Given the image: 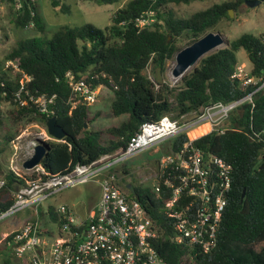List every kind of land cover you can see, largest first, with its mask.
I'll use <instances>...</instances> for the list:
<instances>
[{
  "label": "trees",
  "instance_id": "1",
  "mask_svg": "<svg viewBox=\"0 0 264 264\" xmlns=\"http://www.w3.org/2000/svg\"><path fill=\"white\" fill-rule=\"evenodd\" d=\"M91 1L112 4L118 0ZM193 1L202 0H129L113 14L105 28L92 23L62 27L50 39L45 36L23 39L7 54L8 60L17 61L21 70L32 77L26 84L32 94L55 95L50 104L53 113L47 116L29 101L20 106L13 99L18 81L6 82L8 95L4 102L14 105L10 112L13 123L40 120L46 126V121L56 116L67 133L62 141L49 142L52 150L42 163L46 171L67 173L78 163H90L125 148L146 121L158 120L166 114L180 118L200 113L214 104L239 100L260 86L261 82L244 85L233 76L239 65L237 52L243 49L252 64L249 76L264 80V35L248 33L202 57L177 87L147 75L145 71L150 66L160 68L162 74L166 71L168 60L175 59L181 49L177 38L187 37L191 40L187 45L192 44L214 31L224 19L231 20L229 10L238 11L246 0L215 3L189 17H177L169 9L171 4ZM52 3L58 5L57 0ZM149 13H153L154 21L138 27L136 19ZM15 22L22 28L34 22L38 31H45L36 0L23 2ZM68 73L93 88L102 86L111 90L112 113L118 117L127 115L126 120L106 132L86 128L85 123H91L88 104L83 101L73 104ZM22 98L26 100L25 93ZM231 121L238 128L209 132L193 141L197 148L218 155L233 167L232 188L218 229L217 245L211 252L203 253L197 246L173 243L167 238L158 243L167 264H264V89L253 94L252 102L235 109ZM207 131L208 126L203 125L193 135ZM187 141L186 133L172 139L168 154L180 150ZM121 172L130 176L129 168ZM32 176L35 174L23 175L14 169L2 175L5 184L0 187V210L13 204V193ZM131 183L151 217L165 226L161 212L164 197H157L150 187ZM166 230L171 233L169 224ZM1 264L10 262L5 259Z\"/></svg>",
  "mask_w": 264,
  "mask_h": 264
},
{
  "label": "built area",
  "instance_id": "2",
  "mask_svg": "<svg viewBox=\"0 0 264 264\" xmlns=\"http://www.w3.org/2000/svg\"><path fill=\"white\" fill-rule=\"evenodd\" d=\"M8 1L11 0H0V7ZM24 1H13L17 14ZM152 21L153 13H149L138 17L136 25L143 28ZM34 25L31 22L29 26ZM233 76L240 78L244 85L261 84L239 100L214 104L200 113L184 114L180 118L166 114L158 120L146 121L130 137L125 148L104 154L90 163H78L67 173L53 174L42 165L28 170L29 175L34 173L35 176L13 193L14 202L6 210H0V220L27 207H33L38 215L39 204L79 184H98L100 196L85 218L64 204L57 208V220H53L50 228L42 229L38 221H27L7 233L4 240L12 247V253L23 264H167L158 247V243L167 238L173 243L197 246L203 253L211 252L218 242V229L232 188L231 164L197 148L193 143L195 137L189 138L180 150L165 156L154 175L151 191L157 197H164L161 212L166 227L158 225L137 194L127 188L125 174L117 166L166 140L183 133L188 136L196 127L207 125V132L220 133L238 128L231 121V113L243 103L252 102L253 94L264 89V80L249 76L241 65ZM68 78L74 105L96 100L97 89L101 86L93 88L83 80H75L71 73ZM172 78L179 82L180 77L172 74ZM13 80L19 83L13 99L20 106L29 101L40 113L47 116L53 113L50 104L55 95L32 94L26 86L32 77L13 60H7L0 67V103L8 95L6 82ZM24 93L26 100L22 98ZM51 139L48 132L33 135L21 147L23 162L34 153L37 141L49 143ZM4 184L5 180L0 177V187ZM168 224L170 234L166 230Z\"/></svg>",
  "mask_w": 264,
  "mask_h": 264
},
{
  "label": "rangeland",
  "instance_id": "3",
  "mask_svg": "<svg viewBox=\"0 0 264 264\" xmlns=\"http://www.w3.org/2000/svg\"><path fill=\"white\" fill-rule=\"evenodd\" d=\"M58 5L54 6L52 0H36L37 10L45 25V31L40 32L36 26L22 28L16 25L17 10L13 1L4 3L5 16L0 17V67L8 60L7 54L10 53L23 39L33 36H45L52 38L54 32L62 27H79L85 23H92L100 28H105L111 23V17L129 0H118L112 4H99L91 0H57ZM228 0H202L193 1L189 4H171L169 9L177 17H189L193 13L204 10L215 3H221ZM68 6V8H66ZM221 32L225 42L219 48L225 47L228 42L233 41L242 34L248 33L253 35H264V2L256 7H247L243 4L238 11H234L231 20L224 19L214 30ZM191 40L187 37L180 36L176 43L180 48L189 44ZM214 51V50H213ZM239 65L249 72L252 64L248 59L245 50L237 52ZM175 59L168 60L166 71L161 76L163 81L170 87H177L180 80L193 72L194 66L189 68L179 82H174L172 70L175 66ZM158 69L150 66L146 69L148 76L153 79L157 78ZM114 100V94L106 87L97 89V98L94 102L88 104L89 116L91 123L88 128L99 129L104 132L113 126H119L127 115L115 116L112 113L111 105ZM14 105L9 101L0 103L1 122H0V176L7 171L16 169L23 175H29V171L24 169L23 150L29 139L39 132H47L46 126L39 121L13 123L11 111ZM198 127L189 133V138L193 135ZM209 133V132H206ZM204 133V134H206ZM200 134V136L204 135ZM109 136V135H108ZM198 136V135H197ZM199 136V137H200ZM105 138L107 134H104ZM196 139V137L194 138ZM51 141H54L53 137ZM172 140H166L156 147L144 150L141 153L131 157L127 161L118 165L121 172L123 168H129L130 176H124V182L134 183L139 187L152 188L155 183L154 175L159 169L161 160L168 155ZM122 177V175H121ZM99 185L96 183L79 184L69 187L66 190L52 196L46 201L39 204V214L35 213L33 207H27L19 210L2 220H0V264L8 259L10 264H23L12 253V247L4 240V235L10 233L27 221H38L42 229L53 226V220H57V208L61 205H68L76 214L85 218L95 208L99 199ZM7 247V248H6Z\"/></svg>",
  "mask_w": 264,
  "mask_h": 264
},
{
  "label": "water",
  "instance_id": "4",
  "mask_svg": "<svg viewBox=\"0 0 264 264\" xmlns=\"http://www.w3.org/2000/svg\"><path fill=\"white\" fill-rule=\"evenodd\" d=\"M263 2L264 0H246L245 5L247 7H256L261 5ZM229 15L230 17H233V9L229 10ZM225 42L227 41L221 32L210 31L192 44L181 48L175 57L176 63L172 70L173 76L177 78L182 77L183 74L189 68L197 64L202 57L209 54ZM157 73V81L160 83L163 82L160 68L158 69ZM85 127L88 128V122L85 123ZM46 128L48 134L58 141H62L67 135L64 127L58 123L56 116H52L46 121ZM51 150L52 146L48 142L40 140L37 141L34 153L24 160L22 164L23 168L26 170H32L33 168L42 165L44 159L49 155ZM127 188H129L130 191L136 195V190L132 183H128ZM244 195L245 191L243 193V197Z\"/></svg>",
  "mask_w": 264,
  "mask_h": 264
},
{
  "label": "crops",
  "instance_id": "5",
  "mask_svg": "<svg viewBox=\"0 0 264 264\" xmlns=\"http://www.w3.org/2000/svg\"><path fill=\"white\" fill-rule=\"evenodd\" d=\"M4 7H5L4 5L0 7V17L5 16V12H4L5 8H4ZM205 133H206V132H205ZM199 136H200V135L195 136V137L197 138V137H199ZM53 139H54V138H53ZM54 141H58V140L54 139ZM0 177H1V176H0ZM99 190H100V187H99ZM99 196H100V193H99ZM25 223H26V222H25ZM25 223L19 225L18 228H20L21 226H23ZM18 228H16V229H18ZM16 229H15V230H16Z\"/></svg>",
  "mask_w": 264,
  "mask_h": 264
},
{
  "label": "bare ground",
  "instance_id": "6",
  "mask_svg": "<svg viewBox=\"0 0 264 264\" xmlns=\"http://www.w3.org/2000/svg\"><path fill=\"white\" fill-rule=\"evenodd\" d=\"M204 134V133H203Z\"/></svg>",
  "mask_w": 264,
  "mask_h": 264
},
{
  "label": "clouds",
  "instance_id": "7",
  "mask_svg": "<svg viewBox=\"0 0 264 264\" xmlns=\"http://www.w3.org/2000/svg\"><path fill=\"white\" fill-rule=\"evenodd\" d=\"M198 138V137H197Z\"/></svg>",
  "mask_w": 264,
  "mask_h": 264
}]
</instances>
